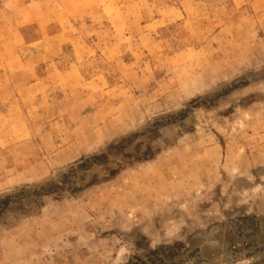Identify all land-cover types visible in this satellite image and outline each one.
Returning <instances> with one entry per match:
<instances>
[{
	"label": "rangeland",
	"instance_id": "374dc122",
	"mask_svg": "<svg viewBox=\"0 0 264 264\" xmlns=\"http://www.w3.org/2000/svg\"><path fill=\"white\" fill-rule=\"evenodd\" d=\"M7 195L0 264H264V0H0Z\"/></svg>",
	"mask_w": 264,
	"mask_h": 264
},
{
	"label": "trees",
	"instance_id": "16d2710c",
	"mask_svg": "<svg viewBox=\"0 0 264 264\" xmlns=\"http://www.w3.org/2000/svg\"><path fill=\"white\" fill-rule=\"evenodd\" d=\"M131 139H132L131 136H129L118 142H112L108 145L107 149H105L103 152L98 153V154H93L89 157H83L81 161L78 162L75 167L69 168V170L66 173H64L63 177H61L59 181L51 180L50 182L42 184L39 187H37L35 189L37 195L35 199H32V200H35L37 204L42 205L43 203L47 201L46 198L51 195H55V196L61 195L63 194V191L65 190L70 191V192H76L82 189L83 187L96 183L100 177L94 174V175H91L90 179H87V180H85L86 177L80 176V178L85 181H83L82 184H79L77 180L78 167L86 166V164H88L91 161L104 162L105 160L108 159L109 152H111L115 148H120L123 145L125 146L127 142L129 143L131 141ZM115 171L116 170L113 169L111 173H114ZM24 190H27V189H24ZM12 201H13V197H11V195H7L6 197H3V198L0 197V215L1 213L7 211V209L10 207V202Z\"/></svg>",
	"mask_w": 264,
	"mask_h": 264
}]
</instances>
